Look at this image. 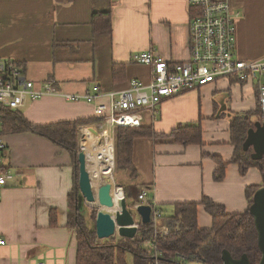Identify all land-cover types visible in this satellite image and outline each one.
Instances as JSON below:
<instances>
[{"label": "crops", "instance_id": "1", "mask_svg": "<svg viewBox=\"0 0 264 264\" xmlns=\"http://www.w3.org/2000/svg\"><path fill=\"white\" fill-rule=\"evenodd\" d=\"M235 18V55L264 58V0H229ZM111 11V30L95 28L93 12ZM189 0H0V60L20 63L37 87L52 80L57 93L27 102L18 110L35 125L95 120L79 127L95 138V102L66 94L118 91L131 79H151V67L133 62L136 52L154 50L172 62L189 59ZM101 96L97 102H106ZM254 80L237 76L184 91L147 111L142 128L169 136L178 126L201 125L202 143L184 145L166 137L133 142V170H126L132 191L146 189L163 212L177 203L197 202L198 223L211 228L201 203L208 197L228 213L247 211L246 188L263 182L250 167L241 174L232 162V121L256 110ZM257 116H253V118ZM5 169L12 179L0 187V264H78L77 230L68 225L69 194L75 186L73 157L46 136L31 130L4 131ZM218 159L227 162L225 178L215 180ZM121 169V168H120ZM53 215L55 225L53 226Z\"/></svg>", "mask_w": 264, "mask_h": 264}, {"label": "trees", "instance_id": "2", "mask_svg": "<svg viewBox=\"0 0 264 264\" xmlns=\"http://www.w3.org/2000/svg\"><path fill=\"white\" fill-rule=\"evenodd\" d=\"M93 24L95 28L101 26L103 31L109 32L111 30V11L95 10L93 12ZM2 112L4 114V131L31 130L48 137L71 153L75 170V186L69 194L68 225L77 230L78 264H130L128 261L129 254L134 256L133 264H177L182 256L188 255L192 256L190 263L193 264H223L222 254L224 250H228L235 260L246 254L249 264H259L262 254L258 245V233L254 218L250 213V206L253 203L255 192L264 185V157L253 158V149L246 150L244 148L249 129L255 126L256 121L253 120V116L262 120L259 107L246 114L236 116L232 121V143L235 145L232 162L239 165L241 174H245L250 167H257L263 176L261 184L250 185L246 188L249 204L247 211L231 214L227 212L224 206L204 197L201 203L211 215L213 225L211 228H201L198 223L199 203H177L174 205L173 213L166 216V223L170 229L168 235H155L152 223L141 224L135 238L124 237L118 242H108L109 240L99 242L96 227L94 230L88 228L79 204V197L82 194L79 186V127L94 123L96 119L35 125L29 122L18 109L7 107ZM202 134V127L199 124L178 126L169 136H158L149 128L119 127L117 133L118 167L134 171L133 142L138 137L150 136L154 139L168 137L175 142L189 145L201 144L203 142ZM226 165L227 162L218 159V168L214 175L215 180L222 181L225 178ZM139 191H136L134 198L136 200ZM125 197L128 202L129 194L127 192ZM52 224L53 226L56 224L54 215Z\"/></svg>", "mask_w": 264, "mask_h": 264}, {"label": "built area", "instance_id": "3", "mask_svg": "<svg viewBox=\"0 0 264 264\" xmlns=\"http://www.w3.org/2000/svg\"><path fill=\"white\" fill-rule=\"evenodd\" d=\"M194 9L189 22V59L172 62L154 50L136 52L131 60L151 67V79L144 82L134 78L129 86L107 93L66 94L70 100L95 102L94 115L99 127L105 125L118 132L119 127H142L147 111H154L164 100L184 91L199 89L222 77L237 76L240 80H254L258 91V104L264 121V58L245 60L236 57V13L229 0H189ZM57 93L52 80L42 87L27 77L23 66L13 60H0V187L13 178L5 167L7 144L4 136V108L19 109L27 100H36L46 94ZM106 96V102H97ZM105 131L110 133V129ZM82 148V147H81ZM121 188V187H120ZM1 199V193H0ZM142 204L152 206V222L158 223L163 211L148 200L146 189L139 193L134 208ZM136 224L138 225L137 221ZM159 224V223H158ZM139 226V225H138ZM156 226V224H155ZM168 235L169 228L156 230ZM6 241L0 238V245ZM192 256H182L177 264L190 263ZM44 264V263H39Z\"/></svg>", "mask_w": 264, "mask_h": 264}, {"label": "water", "instance_id": "4", "mask_svg": "<svg viewBox=\"0 0 264 264\" xmlns=\"http://www.w3.org/2000/svg\"><path fill=\"white\" fill-rule=\"evenodd\" d=\"M244 148L253 149V158L260 159L264 157V121L258 120L255 126L249 129ZM80 176L79 186L82 195L87 199L88 204L96 200V194L93 189L91 175L88 171L87 158L83 149L79 152ZM113 186L107 180L98 188L97 196L99 203L104 206H114V199L111 194ZM121 210L114 216L109 212L98 210L96 218V231L99 239H108L115 235L116 232L120 236L126 238H135L139 226L133 212L128 207L126 197L123 195L120 201ZM142 223L147 224L151 221L152 206L142 204L137 209ZM250 213L254 218V223L258 233V245L261 251V259L259 264H264V185L257 189L254 194L253 203L250 206ZM223 264H249V259L244 254L240 259H233L228 250H224L222 254Z\"/></svg>", "mask_w": 264, "mask_h": 264}, {"label": "rangeland", "instance_id": "5", "mask_svg": "<svg viewBox=\"0 0 264 264\" xmlns=\"http://www.w3.org/2000/svg\"><path fill=\"white\" fill-rule=\"evenodd\" d=\"M253 119L256 120V117H254ZM89 129H90V131L92 133V136L95 138L96 143L99 144L98 146L105 145L106 141H107V137L112 139L113 142H114V164L115 165H114V167L112 169L113 170L112 171L113 181L111 182L112 186H113V189H115V190L119 189L120 188L119 184H121V185L131 184V180L127 176L126 170L120 169L118 167V154H117V133L118 132L113 131V129L111 127L107 126V125H105L103 128H101L99 126H94V127L89 128ZM106 129H110L111 130L110 133L105 131ZM104 133H106V134H104ZM86 137H87L86 132H84V131L79 132L80 151L83 149V151L85 152L83 145H84V142H86V140H87ZM85 154H86V158H87V165H90L92 162L88 158V153L85 152ZM97 182H92L94 191H97V188L104 183V182H102V183H99V182L97 183ZM126 188H128V186H126L125 188H123L121 186V189H122V192H123L124 196H125V194L127 192ZM133 189L135 190L133 192L135 194V192L137 191V188H133ZM134 201H136V199L132 200L130 197H128V204H129L128 207L133 212L134 217H135V219H136V221H137V223H138V225L140 227V225L143 224V223H142V220H141V217H140L139 213L134 208ZM79 204L81 205V212L85 216L88 228L90 230L91 229L94 230L95 227H96V218H97V214H98V210L100 209V206H97L95 204H93V205L88 204L87 199L82 194L79 197ZM173 211H174L173 209L170 210V208L166 207L164 209L163 216L158 219V223L159 224L155 223L154 221L152 222V217H151V221L149 223L150 224L152 223L154 225V234L155 233L159 234V232H156L157 229L160 230V228H162V227L169 228L167 223H166V216L172 214ZM149 223H147V224H149ZM155 224H156V226H155ZM122 238H124V237L120 236L119 233L116 232L114 236H112V237H110L108 239H99L98 238V240H99V242H102L104 240H107V241L109 240L108 242H111V241L112 242H118ZM131 239H133V238H131ZM128 261H129L130 264H133L134 256L132 254H129Z\"/></svg>", "mask_w": 264, "mask_h": 264}, {"label": "bare ground", "instance_id": "6", "mask_svg": "<svg viewBox=\"0 0 264 264\" xmlns=\"http://www.w3.org/2000/svg\"><path fill=\"white\" fill-rule=\"evenodd\" d=\"M106 134V133H104ZM87 140L84 142V150L86 153H88V158L92 162L88 166V171L91 175L92 182H109L113 181L112 176V169L114 167V142L112 139L107 137L106 144L103 146H98L94 143V140L92 137L87 135ZM97 182V183H98ZM103 183V184H104ZM93 184V183H92ZM101 186V185H100ZM99 186V187H100ZM98 187V188H99ZM97 191H95L96 194V200L92 203L97 206H100V210L109 212L113 216L121 210L120 207V201L123 196L122 189L119 188L117 190L113 189L111 190V194L114 199V206L108 207L101 205L98 200Z\"/></svg>", "mask_w": 264, "mask_h": 264}]
</instances>
